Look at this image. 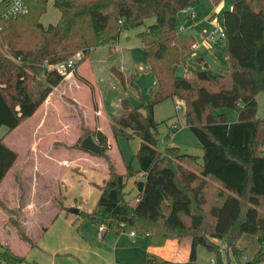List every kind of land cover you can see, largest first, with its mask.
Listing matches in <instances>:
<instances>
[{"label":"trees","instance_id":"16d2710c","mask_svg":"<svg viewBox=\"0 0 264 264\" xmlns=\"http://www.w3.org/2000/svg\"><path fill=\"white\" fill-rule=\"evenodd\" d=\"M21 1L25 14L0 19V127L6 129L4 136L31 117L63 80L47 71L45 64L63 63L80 50L83 57L75 70L96 48L113 45L121 31L154 19L136 35L155 81L152 99L134 108L122 98L121 113L108 121L112 137L139 139L134 154L137 168L133 171L128 166L124 174L115 173L105 157L106 137L97 130L87 132L81 125L84 137L100 147L96 156L106 161L107 179L98 188L92 210L79 215L80 219L97 221L116 234L147 235L148 247H161L169 237H190L186 262L161 264H195L198 246L213 253L221 264V249L212 240H222L234 258L241 257L234 245L243 234L255 236L258 244L254 257L244 264L264 263V119L255 118V97L264 92V0H232L230 9L222 12L224 39L213 44L223 55L225 72L211 77L202 64L188 78L175 75L194 46L192 36L179 35L178 15L198 0H52L59 17L48 26L38 23L45 0ZM219 1L210 0L214 5ZM110 71L123 92L128 87L136 92L131 77L113 68ZM37 74L43 78L40 83ZM165 99L183 101L185 126L201 147L200 163L176 148H157L152 109ZM213 109L234 110L236 120L227 123ZM15 159L0 138V182ZM137 174L142 179L133 182L135 202L127 204L124 180ZM0 260L17 264L24 257L2 249Z\"/></svg>","mask_w":264,"mask_h":264},{"label":"rangeland","instance_id":"374dc122","mask_svg":"<svg viewBox=\"0 0 264 264\" xmlns=\"http://www.w3.org/2000/svg\"><path fill=\"white\" fill-rule=\"evenodd\" d=\"M222 1L223 7L219 11L213 12L210 0H198L193 7L196 17H194L195 27L192 28H189L190 22L183 17L181 12L179 13V27L186 29L181 31L179 35L192 36L194 46L184 63L181 64L182 66L177 67L175 71L177 77L188 78L192 76L200 68L195 62V58L198 57L207 64L209 76L213 77L225 72L226 66L221 51L212 44H209L208 47L203 43L205 33H210L214 28L221 26L222 12L227 11L232 3V0ZM210 13L213 14L208 18ZM58 17V12L53 7L52 0H45V10L39 16L38 23L42 26L54 25ZM153 23L154 19L150 17L143 20L142 24L135 28L121 31L113 45L109 48L108 46L96 48L80 64L78 69L93 87L95 100L98 102L97 124L101 131H105L111 145L110 153H106L108 157L106 155L105 157L107 163H111L112 170L117 174L123 173L125 167L128 166L133 171L136 170L134 154L138 148L139 139L133 137L127 140L112 137L108 121L113 116L121 113L120 101L122 98L126 97L129 105L134 108H140L142 102L146 104L152 99L155 81L144 61L136 35ZM112 68L124 77H131L136 92L129 87L127 93L123 92L110 71ZM36 80L40 83L43 78L37 74ZM58 87L63 96H59V92H55L54 96L58 97L60 109L64 114L63 131L67 137L63 144L64 163L61 171L64 199H58V193L55 191L54 186L49 188L40 187L37 177H35L37 181L35 183L33 181V185L30 186V181L32 182L34 179L30 175L27 176L24 168L32 167L34 161L31 162L25 159L24 153L19 151L16 155L18 159L14 166L15 173L7 174L0 182V250L5 249L15 256L24 257V261L17 264H141L142 258L131 255L133 246L138 249L137 246L141 244L137 236L130 238L127 233L116 234L112 230L106 229L103 238L100 239L97 227L102 224L97 221H82L80 219L79 215L91 211L96 203L98 190L94 187L99 188L106 182V180L102 181L101 185L91 183L92 187L89 184L90 179H97L104 171L107 172V166L106 161L101 157L90 155V161L79 159L66 163L73 152L82 154L79 146L85 138V131H94L85 127L87 124L90 125L92 120L89 114L91 110L89 109L90 89L84 85L72 89L75 97L80 100L78 104L84 105L83 103L86 102V107H80V109L68 101L67 97H70L68 91H62L61 85ZM255 102V118L264 119V92L255 97ZM176 104H179L181 108L174 110ZM139 111L143 113L142 109H139ZM152 111L153 120L157 123L155 133L157 148H176L181 154L196 157L197 162L200 163L202 157L201 147L185 126L183 101L165 99L156 103ZM212 112L213 114H223L227 123H233L237 116L236 112L231 109H213ZM81 125L86 128L85 131H81ZM72 129L74 131L71 132ZM77 129L80 130L77 131ZM5 131L4 127H0V136ZM70 133H74V137ZM79 168L83 169L82 174L78 173ZM16 173L17 179L14 181ZM132 179L124 180L123 199L127 204H132L135 196L133 185L135 180ZM12 183L15 185H12ZM50 188L52 189L50 190ZM58 190L61 192L60 187ZM50 191L53 192L51 196L53 200L50 206L54 210L53 213L51 214L52 210L49 211L48 208H45L44 213L45 215L48 214L47 216L42 215L38 218H32V216L29 218L28 216L27 218L23 211L25 205L31 200L36 201L35 204H38L39 201L47 197L46 193ZM68 205L80 209L83 213L78 212V216L71 213L67 214L69 208L66 207ZM104 226L102 225L103 229H105ZM40 227H46L47 229L42 232ZM27 240H29V243ZM219 242L217 245L221 249L219 252L221 264H244L250 261L258 251L257 240L253 235L243 234L235 242V248L242 253V256L237 258H234L225 249L222 240H219ZM30 243L32 244L31 248ZM133 251L137 253V250ZM195 253L196 264H210V259L213 260V264H217L215 255L204 248L196 247Z\"/></svg>","mask_w":264,"mask_h":264},{"label":"crops","instance_id":"0c3cea01","mask_svg":"<svg viewBox=\"0 0 264 264\" xmlns=\"http://www.w3.org/2000/svg\"><path fill=\"white\" fill-rule=\"evenodd\" d=\"M212 11L217 12L223 7V1L220 0L217 4H212ZM230 9V6H229ZM228 9V10H229ZM192 12L195 16L194 13V8H192ZM183 17L186 18L188 22H190V27H195L194 23V17L189 18L188 15L184 14L181 12ZM213 13H210L208 18L212 15ZM207 18V19H208ZM186 29L181 28V31H184ZM208 33H205L203 36V43L205 46L209 47V42L207 40V35ZM193 49V47H192ZM195 58V57H193ZM198 59L201 60V62L198 61ZM195 62L198 66H202V64H207L201 59V58H195ZM80 66V65H79ZM79 66L72 72L71 76L63 79L60 83L62 91L67 90L68 93L70 94V97L68 96V101L73 103L77 107L83 108L84 106L86 107V102L83 103L84 105L78 104L80 100L75 97L74 91L72 89L74 88H80L86 86L90 89L89 93V104H90V117H91V124L85 125L86 128L89 130H97L101 132L105 137H106V142L108 146V150L106 151L107 154L110 153L111 150V145H110V140L106 136L105 131H101L99 129V126L97 124V114H98V102H96L95 98V93L93 91V87L90 84V82L83 77V74L78 71ZM182 66V65H181ZM208 70V67H207ZM118 83V82H117ZM59 84L52 89V91L49 93V95L45 98V100L42 102V104L35 110V112L20 123L14 130H12L10 133L4 136L5 132L0 136L2 138V144L5 148L13 152L15 155L18 154V152H23L25 155V159H28L31 162L29 163L30 166L32 167H25L24 171H26L27 176L30 175L34 180L32 182L30 181V186L33 185L37 181L35 180V177L39 179L38 185L45 186L47 188L54 186L55 191L58 193V199H64V187H63V182L61 181V171L64 163V157H63V144L64 140L67 138L66 135L64 134L63 128H64V123H63V117L64 114L62 110L60 109L61 106L59 105V99L57 96H54L55 92H59V96H63L61 91H59ZM119 85V84H118ZM155 86V85H154ZM155 89V87H154ZM153 89V92H154ZM58 94V93H57ZM80 108V109H81ZM86 114V113H85ZM22 129V130H20ZM6 130V129H5ZM80 129H77L79 131ZM74 131L73 129L71 132ZM71 134V133H70ZM72 137H74V133L71 134ZM5 139L7 143L5 144ZM80 153L82 154H76V152H73L71 154V158L67 161L66 163H71L74 160H91L89 158V154L85 153L80 150ZM91 156V155H90ZM18 158L15 159L12 167L10 170L4 175L3 179L6 177L7 174H10L13 172L15 173V165L16 161ZM26 161V160H25ZM77 163V162H76ZM75 163V164H76ZM83 169H78V173L82 174ZM77 173V174H78ZM106 171H104L100 177L97 179L91 178V182L89 183H95V184H102V181L106 180ZM38 174V175H37ZM124 174L121 173V175ZM13 176V175H12ZM2 179V180H3ZM17 179V173L14 176V181ZM134 180H141V174H137L135 177H133ZM132 179V180H133ZM14 183H12L13 185ZM15 185V184H14ZM92 186V185H91ZM60 187L61 192L58 190ZM93 187V186H92ZM95 189L98 190V188L94 187ZM52 188H50L51 190ZM46 193V192H45ZM53 194L52 191L47 192L44 200H41L38 202V204H35L36 201H29L25 207H24V215L28 218L32 216V218H38L41 217L42 215L47 216L48 214L45 215L44 209L48 208L49 211H51L53 208H50L51 202L53 200V197H51ZM98 196H99V190H98ZM135 198V196H134ZM34 202V203H33ZM135 199H133L132 205L134 204ZM38 205V207H37ZM43 208V209H42ZM62 209L64 207H61ZM69 210H67V214L71 213L72 215L78 216V212L83 213L80 209H76L75 207L68 205ZM42 210V211H41ZM74 210L76 213H74ZM54 210L51 211V214L53 213ZM69 211V212H68ZM35 212L33 215L31 213ZM42 212V213H41ZM90 212V211H89ZM89 212H86L89 213ZM98 228V227H97ZM42 232L46 231V227H40ZM106 231L104 229L102 232H98V237L100 239L103 238V234ZM128 235V234H127ZM130 238H135L136 235L129 236ZM138 239H140L141 244L136 249V247L132 249L131 255L135 256L137 255L138 257L142 258L141 259V264H161V263H184L188 260V255H189V250H190V244L191 240L190 237H182L180 239H175L174 237H169L166 238V241L161 247H148L147 246V235L145 236H137ZM143 240V241H142ZM213 243L219 244L220 242L212 240ZM140 249V250H139ZM137 250V253L135 251ZM210 261H213L210 259ZM209 261V263H210ZM196 264V263H195ZM210 264H213L210 263Z\"/></svg>","mask_w":264,"mask_h":264},{"label":"built area","instance_id":"2783aa9c","mask_svg":"<svg viewBox=\"0 0 264 264\" xmlns=\"http://www.w3.org/2000/svg\"><path fill=\"white\" fill-rule=\"evenodd\" d=\"M26 13V6L21 0H0V19L3 21H8L16 18L17 16L23 15ZM182 13L188 15L189 18H193L194 14L192 8H188L182 11ZM181 32V27L177 30ZM224 39L223 32L221 28H214L208 35L207 40L210 44L216 42H222ZM82 53L80 51L73 53L65 62L59 64H45L47 71H54L58 76H61L62 79H66L71 76L73 72L74 65L82 59ZM179 104L174 106V110L179 109ZM181 108V107H180ZM175 129V127H173ZM104 229L102 225L97 228V231L100 233ZM129 236H133L132 232L128 233ZM219 242V241H218ZM213 261H210L212 263ZM0 263H3L0 260ZM5 264V263H3Z\"/></svg>","mask_w":264,"mask_h":264},{"label":"water","instance_id":"95a60500","mask_svg":"<svg viewBox=\"0 0 264 264\" xmlns=\"http://www.w3.org/2000/svg\"><path fill=\"white\" fill-rule=\"evenodd\" d=\"M80 149L81 151L91 154L92 156H96L100 152V147L95 144L89 136L85 137L81 141ZM74 213H76L75 210Z\"/></svg>","mask_w":264,"mask_h":264}]
</instances>
